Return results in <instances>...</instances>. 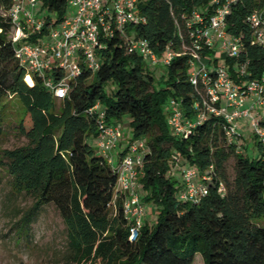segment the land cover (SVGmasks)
I'll return each mask as SVG.
<instances>
[{
    "label": "trees",
    "instance_id": "obj_1",
    "mask_svg": "<svg viewBox=\"0 0 264 264\" xmlns=\"http://www.w3.org/2000/svg\"><path fill=\"white\" fill-rule=\"evenodd\" d=\"M226 1L140 0L144 21L128 25L127 37L148 41L159 55L168 48L179 52L182 39L191 45L187 21L193 12L209 17ZM0 3L7 10L11 0ZM67 11L68 0H41L43 33L62 23ZM255 11L264 19V0H235L227 16L228 33L243 38L241 54L223 63L237 85L264 76V45L255 41L248 21ZM10 31L9 19L0 15V101L19 96L25 115L14 128L26 139L0 153V170L9 176L14 194L33 199L19 222L18 240L29 237L45 206L54 205L67 232L63 264H193L197 254L204 264H264V227L254 222L264 217L263 153L254 158L228 145L214 118L186 139L176 137L168 126L171 98L181 99L187 113L194 112L199 99L189 80L190 53L176 56L158 78L157 70L130 53L125 36L115 31L102 39L100 69L92 73L83 66L68 96L57 105L41 80L35 79L32 86L25 81ZM201 55L211 70L219 66L213 51ZM242 66L245 76L239 71ZM109 83L111 91L105 88ZM97 104L99 109L91 111ZM101 112L108 124L129 117L134 139L143 138L148 146L140 194L146 204L155 205L158 218L153 225L144 222L134 242L123 213L125 196L115 193L118 175L93 144L100 134ZM175 158L211 178L200 202L180 199V178L172 174Z\"/></svg>",
    "mask_w": 264,
    "mask_h": 264
},
{
    "label": "built area",
    "instance_id": "obj_2",
    "mask_svg": "<svg viewBox=\"0 0 264 264\" xmlns=\"http://www.w3.org/2000/svg\"><path fill=\"white\" fill-rule=\"evenodd\" d=\"M234 1L220 4L209 17L199 10L194 11L187 21L191 45L182 39L179 52L168 48L162 55L156 53L148 41L127 37L128 25L144 21L138 11L140 0H68L64 21L49 27L47 34L43 33L46 20L37 11L39 0H11L5 17L11 24L9 39L15 46V58L26 72L25 81L26 77H30L34 85L35 79L41 80L56 100L68 96L72 82L81 74L83 66L92 73L100 69L102 39L113 36L115 31L125 36L130 53L138 54L152 66L167 67L176 56L190 53L193 58L190 60L189 80L199 94V99L194 103L192 113L184 110L181 99H170L166 116L170 130L176 137L186 139L197 127L214 118L218 120L216 124L221 126V134L227 144L235 145L238 152H243L244 136L239 120L249 117L253 137L264 155V76L260 80L237 85L224 64L211 70L202 61L203 50L213 51L217 57L218 46L224 58L241 54L243 38L227 31V16ZM248 21L255 30V41L264 45V19L260 12L252 13ZM34 36L36 39L33 41ZM239 71L245 76L246 66H242ZM248 99L253 102L251 108L246 107ZM98 109L99 104L91 111ZM254 110H258L257 117L251 116ZM99 117L98 152L118 175L115 193L125 196L123 213L130 226L129 240L134 242L145 222L146 204L140 194V177L148 146L143 138L130 141L128 153L115 165L112 155L122 137L121 124H108L104 112ZM175 159L177 162L172 174L180 171V199L200 202L209 192L208 182L211 178L201 175L197 166L181 165ZM225 190V186L221 185L220 191Z\"/></svg>",
    "mask_w": 264,
    "mask_h": 264
},
{
    "label": "rangeland",
    "instance_id": "obj_3",
    "mask_svg": "<svg viewBox=\"0 0 264 264\" xmlns=\"http://www.w3.org/2000/svg\"><path fill=\"white\" fill-rule=\"evenodd\" d=\"M41 8V0L37 5V11ZM46 14V13H45ZM44 14V15H45ZM0 15L6 16V9L0 3ZM53 19L57 18L55 13H50ZM219 65L224 63V57L217 47ZM206 63V60H202ZM149 64V63H148ZM151 66L157 70V77L160 78L166 67ZM28 84V83H27ZM112 83L106 85V90H112ZM170 101V100H169ZM57 105L61 100H56ZM253 102L247 100L246 107L251 108ZM25 107L20 101L19 96H8L0 101V126L2 133L0 136V153L5 149H12L25 144L26 139L19 136L14 128L16 124L24 117ZM258 110L251 111L252 117H257ZM250 118L239 120L241 133L244 136L243 150L251 157L257 158L262 155L257 141L253 137V128ZM121 124V140L124 149L129 141L134 138L131 127V119L124 117ZM97 148L95 142L93 143ZM1 155V154H0ZM231 160L229 163V172L232 175ZM174 173V170L173 172ZM174 176L179 179L180 171H176ZM144 204L145 201H143ZM33 199L27 194L16 195L11 190L10 178L5 171L0 170V264H63L64 256L67 251V232L65 225L60 217L58 210L54 205L45 206L37 219L31 225V231L28 238L18 240L19 222L31 208ZM145 220L153 225L157 218L155 205L146 204ZM254 222L264 227V217L255 219ZM193 264H204L203 258L197 254Z\"/></svg>",
    "mask_w": 264,
    "mask_h": 264
},
{
    "label": "crops",
    "instance_id": "obj_4",
    "mask_svg": "<svg viewBox=\"0 0 264 264\" xmlns=\"http://www.w3.org/2000/svg\"><path fill=\"white\" fill-rule=\"evenodd\" d=\"M134 139V138H133ZM130 143V141H129ZM95 144L97 145V140L95 141ZM129 145V144H128ZM98 150V148H96ZM128 153V146L124 149L123 142L120 140L118 148L113 152V162L115 165H118L121 161V158ZM145 222H149L145 220Z\"/></svg>",
    "mask_w": 264,
    "mask_h": 264
},
{
    "label": "bare ground",
    "instance_id": "obj_5",
    "mask_svg": "<svg viewBox=\"0 0 264 264\" xmlns=\"http://www.w3.org/2000/svg\"><path fill=\"white\" fill-rule=\"evenodd\" d=\"M26 82H27L28 84H30V85H32V84H33V82H32V80H31V78H30V77H26Z\"/></svg>",
    "mask_w": 264,
    "mask_h": 264
}]
</instances>
